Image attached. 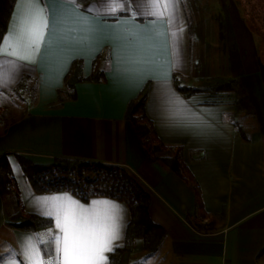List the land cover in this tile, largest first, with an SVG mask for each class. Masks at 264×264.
Returning a JSON list of instances; mask_svg holds the SVG:
<instances>
[{"label": "crops", "instance_id": "0c3cea01", "mask_svg": "<svg viewBox=\"0 0 264 264\" xmlns=\"http://www.w3.org/2000/svg\"><path fill=\"white\" fill-rule=\"evenodd\" d=\"M232 2L223 5L220 38L215 24L204 27L200 18L192 33L184 0H177L174 18L169 9L162 20L147 16L139 0H125L124 10L114 14L120 4L111 0H75L63 19L59 0H40L51 42L46 39L29 59L18 61L22 67L6 68V83L0 85V101L24 75L36 85L25 115L0 133V158L8 156L25 212L41 215L34 197L63 194L85 206L93 200L123 205L121 236L114 250L105 253L106 264L112 256L115 264H264V45ZM24 12L23 0H16L2 41ZM216 40L222 42L214 48ZM176 73L193 84L235 78L247 100L240 105L235 91L186 96L176 88ZM68 75L71 88L66 87ZM161 78L201 117L196 127L171 119L165 90L158 87ZM147 82L146 114L162 142L181 147L201 189V208L190 184L148 154L126 117L129 103ZM18 156L37 164L70 157L124 167L150 194V216L165 230L158 249L146 250L141 237L134 239L131 250L123 249L131 220L125 202L104 196L85 202L67 191L37 193ZM15 202L0 184V264H19L26 258L22 243L38 237L10 224L19 216ZM52 220L49 239L56 231ZM39 248L43 254L41 244ZM43 258L48 264L54 256Z\"/></svg>", "mask_w": 264, "mask_h": 264}, {"label": "trees", "instance_id": "16d2710c", "mask_svg": "<svg viewBox=\"0 0 264 264\" xmlns=\"http://www.w3.org/2000/svg\"><path fill=\"white\" fill-rule=\"evenodd\" d=\"M15 2L16 0H0V42L7 31ZM76 64L77 62H73L72 69ZM174 82L176 88L186 96L197 92L235 91L240 105L247 100L244 90L235 78L214 77L200 79L197 84H193L188 78L176 73ZM72 86V79L68 75L66 87ZM149 91L150 83L147 82L139 95L129 103L126 117L134 123L148 154L164 162L190 184L196 193L198 208H201V189L182 159L181 147L166 145L162 142L152 120L146 114L145 105ZM35 92V81L30 76L24 75L14 90L9 93L17 95L28 106L33 101ZM62 92H60V99ZM163 151H170V153L162 154ZM18 161L24 177L37 193L67 191L85 202L95 196L110 197L125 202L130 209L131 220L127 227L123 249L131 250L134 239L137 237L144 239L146 250L153 252L158 249L165 230L150 216V194L124 167L70 157H56L50 164H37L22 156H18ZM0 184L6 187L7 194L16 199L15 207L19 210V216H16L17 218L10 224L34 232L40 241H48L47 235L51 232L53 220L50 217L24 211L7 155L0 158ZM44 235L46 238L43 237ZM41 247L44 252L47 245L41 244ZM118 252H122V249L118 248ZM113 262L114 256L110 264H115Z\"/></svg>", "mask_w": 264, "mask_h": 264}, {"label": "snow or ice", "instance_id": "6c2138e0", "mask_svg": "<svg viewBox=\"0 0 264 264\" xmlns=\"http://www.w3.org/2000/svg\"><path fill=\"white\" fill-rule=\"evenodd\" d=\"M120 4L112 14L123 11L125 0H111ZM147 8V16L153 19L164 18V13L171 9L174 18L177 0H139ZM25 12L13 26V30L0 42V85L6 83L4 70L12 67L18 69L23 65L18 61L29 59L52 37L47 36L49 29L48 14L40 6V0H23ZM62 15L75 5V0H59ZM157 9L158 11H153ZM141 15H144L142 12ZM145 16V18H147ZM27 53L22 55L21 53ZM158 87L165 90L166 103L170 106L175 122L186 127H196L201 117L189 107V102L172 93L167 79L158 80ZM40 208V214L55 220V235L48 241L38 237H27L22 243L25 259L19 264H44V256H54L48 264H106L105 253L114 250V242L120 239L122 219H117V206L109 200H93L87 206L73 199L68 194L34 197ZM38 243H33V241ZM39 244L47 245L41 254ZM118 247L119 245H115Z\"/></svg>", "mask_w": 264, "mask_h": 264}, {"label": "rangeland", "instance_id": "374dc122", "mask_svg": "<svg viewBox=\"0 0 264 264\" xmlns=\"http://www.w3.org/2000/svg\"><path fill=\"white\" fill-rule=\"evenodd\" d=\"M231 1L234 2L232 3L233 6H236L238 14L240 15V12H242L241 14L246 17L257 34L259 43L264 45V0H184L187 20L190 23V29L192 28V33L194 32V23L197 21L196 18H200L204 27L210 21L214 23L220 38H223L224 14L222 8L224 3L228 4ZM235 3L238 5H235ZM156 11L158 10L156 9ZM221 42V40H216L213 43L214 48L221 45ZM26 112L27 105L17 95L7 94L0 101V133L12 122L25 115ZM164 153L169 154L170 151H163L162 154Z\"/></svg>", "mask_w": 264, "mask_h": 264}, {"label": "clouds", "instance_id": "9594fccd", "mask_svg": "<svg viewBox=\"0 0 264 264\" xmlns=\"http://www.w3.org/2000/svg\"><path fill=\"white\" fill-rule=\"evenodd\" d=\"M111 202H112L114 205L117 206V213H118V215H117V219H118V221H119L120 219L123 220V215H124V213H125V211H126L125 207H124L123 205H121V204L115 202V201H111Z\"/></svg>", "mask_w": 264, "mask_h": 264}]
</instances>
